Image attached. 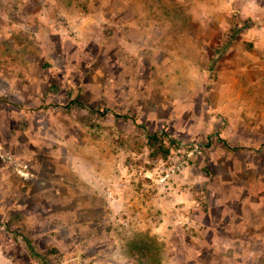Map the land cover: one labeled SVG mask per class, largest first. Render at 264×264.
Returning <instances> with one entry per match:
<instances>
[{
  "label": "rangeland",
  "instance_id": "374dc122",
  "mask_svg": "<svg viewBox=\"0 0 264 264\" xmlns=\"http://www.w3.org/2000/svg\"><path fill=\"white\" fill-rule=\"evenodd\" d=\"M0 264H264V0H0Z\"/></svg>",
  "mask_w": 264,
  "mask_h": 264
},
{
  "label": "trees",
  "instance_id": "16d2710c",
  "mask_svg": "<svg viewBox=\"0 0 264 264\" xmlns=\"http://www.w3.org/2000/svg\"><path fill=\"white\" fill-rule=\"evenodd\" d=\"M232 35H234V34H232ZM147 136H148V140L150 141L151 145H153L152 143H153L154 140L158 139L157 135L154 134V133L153 134H148ZM170 142L173 143V140H170ZM160 150H162L165 154L168 153V148H162V146H160V148H156L154 150V154L158 153V151H160Z\"/></svg>",
  "mask_w": 264,
  "mask_h": 264
}]
</instances>
